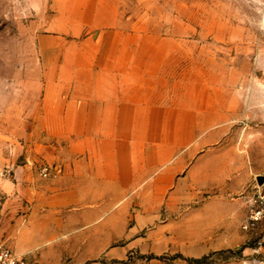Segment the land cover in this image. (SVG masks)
<instances>
[{
	"label": "rangeland",
	"instance_id": "rangeland-1",
	"mask_svg": "<svg viewBox=\"0 0 264 264\" xmlns=\"http://www.w3.org/2000/svg\"><path fill=\"white\" fill-rule=\"evenodd\" d=\"M77 2L0 0V169L13 172L2 181V208L15 196L17 169L42 176L44 165L55 168L26 152L27 115L51 61L62 59L70 38L54 36L73 24ZM119 10L120 27L154 30L181 48L182 77L197 85L204 122L209 107L215 116L168 165L109 197L101 219L65 213L28 264H264V247L241 227L264 189V0H119ZM171 167L168 194L150 197L149 184L162 185ZM215 203L236 208H200ZM218 210H233L232 219L218 220Z\"/></svg>",
	"mask_w": 264,
	"mask_h": 264
},
{
	"label": "crops",
	"instance_id": "crops-1",
	"mask_svg": "<svg viewBox=\"0 0 264 264\" xmlns=\"http://www.w3.org/2000/svg\"><path fill=\"white\" fill-rule=\"evenodd\" d=\"M68 18L73 24L54 37L70 39L37 85L25 131L26 152L54 164L55 175L17 169L15 196L0 216V241L28 261L44 236L57 234L65 213L85 223L101 219L109 197L124 196L157 165H168L215 116L209 107L204 122L197 85L182 77L181 48L154 30L120 27L119 0L77 2ZM175 170L165 169V182L149 184L148 195H167ZM216 214L231 220L233 210Z\"/></svg>",
	"mask_w": 264,
	"mask_h": 264
},
{
	"label": "built area",
	"instance_id": "built-area-1",
	"mask_svg": "<svg viewBox=\"0 0 264 264\" xmlns=\"http://www.w3.org/2000/svg\"><path fill=\"white\" fill-rule=\"evenodd\" d=\"M12 174L11 168L0 169V216L6 196L2 188V181L11 177ZM41 174L47 178L54 176L55 171L50 165H44L41 168ZM241 227L248 234L249 241L256 249L264 247V189L261 187L258 188L253 197L250 210ZM0 264H28V260L0 241Z\"/></svg>",
	"mask_w": 264,
	"mask_h": 264
},
{
	"label": "water",
	"instance_id": "water-1",
	"mask_svg": "<svg viewBox=\"0 0 264 264\" xmlns=\"http://www.w3.org/2000/svg\"><path fill=\"white\" fill-rule=\"evenodd\" d=\"M263 180H264V177L260 178V181H261V182H263Z\"/></svg>",
	"mask_w": 264,
	"mask_h": 264
}]
</instances>
